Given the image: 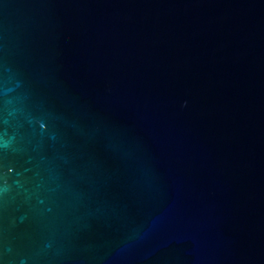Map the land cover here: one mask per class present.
<instances>
[{
	"label": "water",
	"instance_id": "obj_1",
	"mask_svg": "<svg viewBox=\"0 0 264 264\" xmlns=\"http://www.w3.org/2000/svg\"><path fill=\"white\" fill-rule=\"evenodd\" d=\"M0 264H264V0H0Z\"/></svg>",
	"mask_w": 264,
	"mask_h": 264
}]
</instances>
